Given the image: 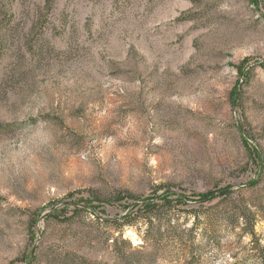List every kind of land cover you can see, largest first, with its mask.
Instances as JSON below:
<instances>
[{"label": "rangeland", "instance_id": "obj_1", "mask_svg": "<svg viewBox=\"0 0 264 264\" xmlns=\"http://www.w3.org/2000/svg\"><path fill=\"white\" fill-rule=\"evenodd\" d=\"M0 264H264V0H0Z\"/></svg>", "mask_w": 264, "mask_h": 264}, {"label": "trees", "instance_id": "obj_2", "mask_svg": "<svg viewBox=\"0 0 264 264\" xmlns=\"http://www.w3.org/2000/svg\"><path fill=\"white\" fill-rule=\"evenodd\" d=\"M47 1H50V0H47ZM52 1V0H51ZM244 135H246V134H244ZM243 135V136H244ZM246 137H244V139H245ZM247 140V139H246ZM223 195H225V194H223ZM166 206V205H165ZM160 206H155L154 204H145V206H143V208L146 210V211H144V213H146V216H144V219L146 220V221H148V223L150 222V220H148V219H151V218H153V217H155V213L157 212V210H158V208H159ZM167 207H172V204L171 205H167ZM139 212H134V213H132L131 215H129L128 216V218L126 217V218H124V225H129V224H131V223H133V222H135V220L137 219V218H141V217H137V218H133V219H131L130 218V216L132 217L133 215V217H135L137 214H138ZM148 215V216H147ZM154 219V218H153ZM147 237V236H146ZM148 238V237H147ZM150 239V238H149ZM123 243H127V241H122Z\"/></svg>", "mask_w": 264, "mask_h": 264}, {"label": "bare ground", "instance_id": "obj_3", "mask_svg": "<svg viewBox=\"0 0 264 264\" xmlns=\"http://www.w3.org/2000/svg\"><path fill=\"white\" fill-rule=\"evenodd\" d=\"M127 236H129L134 243L137 242V237H136V235L132 231H128L127 232Z\"/></svg>", "mask_w": 264, "mask_h": 264}]
</instances>
